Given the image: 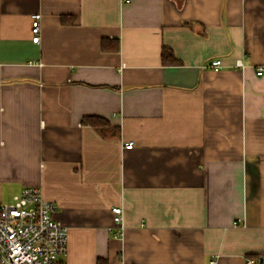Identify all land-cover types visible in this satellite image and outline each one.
<instances>
[{"label":"crops","instance_id":"0c3cea01","mask_svg":"<svg viewBox=\"0 0 264 264\" xmlns=\"http://www.w3.org/2000/svg\"><path fill=\"white\" fill-rule=\"evenodd\" d=\"M258 68L264 0H0V204L41 188L58 264L264 263Z\"/></svg>","mask_w":264,"mask_h":264},{"label":"built area","instance_id":"2783aa9c","mask_svg":"<svg viewBox=\"0 0 264 264\" xmlns=\"http://www.w3.org/2000/svg\"><path fill=\"white\" fill-rule=\"evenodd\" d=\"M130 2L131 0H123ZM41 17L32 16V41L38 43L41 34ZM237 67H243L237 61ZM223 62L216 59L209 68L218 71ZM264 69L258 68L257 74ZM125 149H133L130 142ZM57 206L44 198L38 186H29L14 195L12 203L0 204V264H58L60 257L67 255L68 229L57 221L53 214ZM115 238L124 237V210L121 206L112 209ZM252 259L248 264H254ZM216 264V260L211 261Z\"/></svg>","mask_w":264,"mask_h":264},{"label":"trees","instance_id":"16d2710c","mask_svg":"<svg viewBox=\"0 0 264 264\" xmlns=\"http://www.w3.org/2000/svg\"><path fill=\"white\" fill-rule=\"evenodd\" d=\"M163 61L166 65H178L179 61L174 57L172 50L164 48L162 52ZM83 123L95 128L101 135L105 136L106 127H111L107 120L97 117L90 116L85 117ZM108 128V129H109ZM118 133V132H117ZM255 263L254 264H264L260 257L252 256Z\"/></svg>","mask_w":264,"mask_h":264},{"label":"rangeland","instance_id":"374dc122","mask_svg":"<svg viewBox=\"0 0 264 264\" xmlns=\"http://www.w3.org/2000/svg\"><path fill=\"white\" fill-rule=\"evenodd\" d=\"M13 197H14V194H9L7 198L3 201V203H8V204L12 203Z\"/></svg>","mask_w":264,"mask_h":264}]
</instances>
